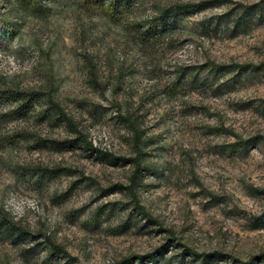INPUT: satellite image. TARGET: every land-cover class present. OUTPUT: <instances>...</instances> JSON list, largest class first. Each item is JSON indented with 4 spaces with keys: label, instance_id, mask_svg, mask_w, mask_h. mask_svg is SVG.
<instances>
[{
    "label": "rangeland",
    "instance_id": "374dc122",
    "mask_svg": "<svg viewBox=\"0 0 264 264\" xmlns=\"http://www.w3.org/2000/svg\"><path fill=\"white\" fill-rule=\"evenodd\" d=\"M0 264H264V0H0Z\"/></svg>",
    "mask_w": 264,
    "mask_h": 264
},
{
    "label": "trees",
    "instance_id": "16d2710c",
    "mask_svg": "<svg viewBox=\"0 0 264 264\" xmlns=\"http://www.w3.org/2000/svg\"><path fill=\"white\" fill-rule=\"evenodd\" d=\"M118 1V0H117ZM177 7V6H176ZM180 6H178V8H175L176 10H178V9H180L179 8ZM38 9V8H37ZM156 21V20H155ZM240 68H244V67H246V66H248V65H250V64H245V63H239V64H237ZM54 108H56L55 106H53ZM56 111L57 112H59V113H61L60 115H62V112H60V109H59V106H57V108H56Z\"/></svg>",
    "mask_w": 264,
    "mask_h": 264
}]
</instances>
